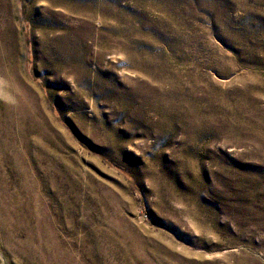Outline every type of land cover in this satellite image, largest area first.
<instances>
[{
  "label": "rangeland",
  "instance_id": "rangeland-1",
  "mask_svg": "<svg viewBox=\"0 0 264 264\" xmlns=\"http://www.w3.org/2000/svg\"><path fill=\"white\" fill-rule=\"evenodd\" d=\"M0 264H264V0H0Z\"/></svg>",
  "mask_w": 264,
  "mask_h": 264
}]
</instances>
